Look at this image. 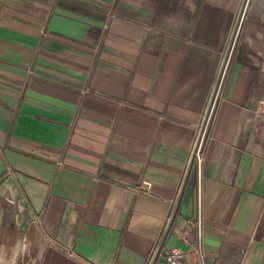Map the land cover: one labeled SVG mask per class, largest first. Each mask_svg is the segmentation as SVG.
<instances>
[{
  "label": "crops",
  "instance_id": "obj_1",
  "mask_svg": "<svg viewBox=\"0 0 264 264\" xmlns=\"http://www.w3.org/2000/svg\"><path fill=\"white\" fill-rule=\"evenodd\" d=\"M247 1L0 0V264H197L199 195L205 264H264V0Z\"/></svg>",
  "mask_w": 264,
  "mask_h": 264
},
{
  "label": "built area",
  "instance_id": "obj_2",
  "mask_svg": "<svg viewBox=\"0 0 264 264\" xmlns=\"http://www.w3.org/2000/svg\"><path fill=\"white\" fill-rule=\"evenodd\" d=\"M239 25V24H238ZM237 25V28H238ZM237 28L235 30V34L233 33V39L235 40ZM232 39V42H230V45L228 47V50L226 52L227 57L224 60L223 59V64H221L220 70H219V75L217 79V83L214 88V95H213V100L211 103V107L209 109V113L206 117V120L204 122V126L202 129V133L199 135L197 141L195 142V145L193 147L192 153H191V161L195 163L198 167L201 162V153H202V142L205 134V128L207 127L208 122L211 119L213 110L215 108L216 102L220 98L223 89L225 87L228 73H229V66H230V53L232 50L233 42L234 40ZM152 187V183L149 180H143L139 184L135 185L133 187V191L137 194H148L150 192V189ZM193 227H194V233H195V252L198 255V262L197 264H205L204 261V255L202 252V238H203V216L201 212V203H200V195L198 196L197 199V210H196V215L193 219ZM157 252L155 251L149 258L146 264H181L182 260L184 258V253L177 247H172L170 248L164 255L163 261H159L157 257Z\"/></svg>",
  "mask_w": 264,
  "mask_h": 264
},
{
  "label": "water",
  "instance_id": "obj_3",
  "mask_svg": "<svg viewBox=\"0 0 264 264\" xmlns=\"http://www.w3.org/2000/svg\"><path fill=\"white\" fill-rule=\"evenodd\" d=\"M242 13V12H241ZM240 17H241V15H240ZM226 57H227V54L225 55V57H224V60L226 59ZM222 64H223V62H222ZM213 95H214V91H213V93H212V98H211V100H210V103H209V106H208V109H207V113H206V116H205V119L204 120H206V117H207V115H208V113H209V109H210V107H211V103H212V100H213ZM204 126V125H203ZM201 133H202V131H201Z\"/></svg>",
  "mask_w": 264,
  "mask_h": 264
},
{
  "label": "rangeland",
  "instance_id": "obj_4",
  "mask_svg": "<svg viewBox=\"0 0 264 264\" xmlns=\"http://www.w3.org/2000/svg\"><path fill=\"white\" fill-rule=\"evenodd\" d=\"M249 2H250V0L247 1V4H246V6H245V10H246V8L248 7ZM235 30H236V29H235ZM234 34H235V31H234ZM235 37H236V36H235ZM232 39H233V36H232V38H231V42H232ZM233 40H234V39H233ZM235 42H236V38H235V40H234V42H233V46L235 45ZM233 46H232V48H233ZM232 51H233V49L231 50L230 56H231V54H232ZM229 61H230V58H229Z\"/></svg>",
  "mask_w": 264,
  "mask_h": 264
}]
</instances>
